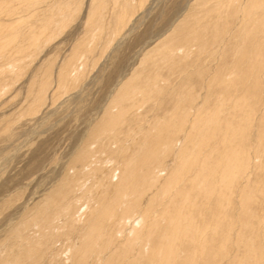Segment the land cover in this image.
Returning <instances> with one entry per match:
<instances>
[{"label": "rangeland", "instance_id": "1", "mask_svg": "<svg viewBox=\"0 0 264 264\" xmlns=\"http://www.w3.org/2000/svg\"><path fill=\"white\" fill-rule=\"evenodd\" d=\"M28 1L0 0V4L5 2V7L0 8V264H6V258L12 260L20 253L19 264H29L30 258L23 254L27 248L25 241L18 237L19 222L31 219L43 207L46 197L63 178L74 151L92 126L104 117L107 102L132 77V85L126 89L132 88L135 98L126 104L135 105L117 127L113 152L106 151L100 156L99 179L104 181L109 176L112 185L108 187L112 192L120 165L129 160L124 152L130 147L141 151L143 139L152 137L157 121L171 115L176 118L186 108V111L198 109L203 116H211L219 109L217 121L221 124V136L227 125L237 127L238 131H231L230 137L244 152L255 146L250 158L254 167L244 174L247 179L237 176L221 181L222 204L218 203L222 197L214 196L209 205L202 203L193 208L194 226L187 227L191 233L182 242L173 244L181 245V255H177L173 264H264V0H35L32 12L23 13ZM92 4L99 7L91 9ZM162 33L164 37L159 38ZM77 75L80 77L75 82L72 78ZM62 80L65 86L60 85ZM42 86H45L43 90ZM192 118L187 112L176 145L160 158L166 168L157 174L160 183L155 189L145 191L142 204L162 191L156 186H161L168 172L182 162L174 158ZM222 140L215 138L216 142H211L216 147L215 153L206 151L213 172L227 168V150L222 152ZM153 164H157V158ZM204 167L203 177H210L209 168ZM194 169L198 174L200 167ZM136 174L133 172V176ZM187 181L180 184L182 191L186 186L193 187ZM90 184L91 177H88L87 185ZM260 187L263 191H258ZM78 193L71 196L72 200L80 198L75 212L72 210L65 222V217L61 218L50 230L53 235L44 241L40 259L36 258L41 261L38 264H90L92 261L95 264L100 257L99 264L172 262L162 261V256L152 250L145 257L139 254V248L132 249L135 256L129 255L126 235L109 232V226L103 229L104 239L101 237L96 242L98 248L93 239L92 243L90 239L83 241L91 229L90 222L95 221L93 211L101 203L95 202L94 188L89 198L81 197L83 192ZM175 193L168 192L165 199L157 201L159 205L153 208V216L159 221L163 211L166 215V208L175 216L173 205L168 206ZM109 196L108 200L112 198ZM178 196L176 200L181 206L182 196ZM163 199L165 202L160 204ZM199 199L202 202L205 198ZM77 210L83 213L76 220ZM151 220L152 217L147 221L151 223ZM167 222H159L151 236L152 244L165 242ZM33 228L30 233L37 235L39 231ZM83 243L89 245L87 250ZM82 245L85 253L80 252ZM73 248L80 250L82 257L72 255ZM117 255L123 257L119 258L120 262H116Z\"/></svg>", "mask_w": 264, "mask_h": 264}, {"label": "bare ground", "instance_id": "2", "mask_svg": "<svg viewBox=\"0 0 264 264\" xmlns=\"http://www.w3.org/2000/svg\"><path fill=\"white\" fill-rule=\"evenodd\" d=\"M4 1L7 3V0H4ZM4 3L0 4V8L2 6L5 7ZM34 3H35V0L28 1V3H27L28 8H26L23 11V13L26 10H29V13H31L32 11L30 12V10H32L31 7L34 6ZM95 7L98 8L99 4L98 5L92 4L91 9H94ZM8 9H10V7H8ZM244 9H246V8H244ZM189 30H190V28H189ZM203 32H204V28H203ZM191 33H192V31H191ZM116 34H118V30L115 31V35ZM164 34L165 33H162L159 36V38L164 37V36H162ZM201 35H198V37ZM185 37H186V35H185ZM192 38H195V37H192ZM183 39L185 40V38H183ZM197 40H199V39L197 38ZM203 43L206 44V42H203ZM186 44H185V48L188 47ZM191 46H193V45H191ZM165 52H164V54H165ZM77 73H75V75ZM80 75L74 76L72 78V80H75V82H76L77 80H79ZM148 79H146V80L149 81ZM72 80H71V83H72ZM137 81H138V79H137ZM132 82H133V77L129 81L122 83L120 85V87L118 86L119 88L117 89L116 94L111 97L109 102H107L108 105L104 109L105 110L104 117L101 118L96 124H94L92 126L91 130L88 132V134L86 136L84 135L85 136L84 139L82 140L79 147L74 151V153L72 154V156L68 162V165L66 167V171L64 173L63 178L60 180V183L58 184V186H56V188H54L49 193V195L46 197L45 202L43 204V207L41 209H39L35 213V215H33V217L31 219H29L25 222H23L22 220L19 222V235H18V237H20L21 239H23V241H25V245L27 248L25 249L26 253H23V254H24L25 258H30L29 264H34V263L38 264L39 263L40 260H37L36 258L40 259L39 254H40L41 249H42L41 247L44 244V241H46L51 235H53V233L50 230L55 226V223L60 222L61 218H63V217H65L64 218V222H65L67 220L66 216L72 210L75 212L76 209L74 207L80 201V198H79V196H77L76 200H72L71 196L75 195L78 192H83L81 197L89 198L90 193L93 192V188H94L95 193H96L95 194L96 195L95 202L99 203V204L101 203V204H100V206L97 204L98 208H95V210L93 209L94 211L92 210L95 221L94 222L91 221L93 223L90 222L91 229L88 232H86V235L83 236V241L90 239V243H92L91 240L93 239L94 246L96 248H98L99 243L96 244V242L100 241V239L103 235V229L106 226L107 227L109 226L111 228V231H109V232H112L114 234H115V232H116V234L120 233V236L126 235V237H125L126 241L124 239H122L124 237H122L121 240L125 241V247L127 248L126 251H127V253H130L129 255H131V254L133 255V253H135L133 250H136V248H139L140 249V251H138L139 254H143V255L146 253H150L152 250V251H155V253L158 252L160 254V257L162 256L161 257L162 261L169 262V259H170V261L172 260V262H169V263L173 264V262L177 258V255H178V257H179V255H181V253L179 252L181 245H180V247H178V246H173V244H177L179 241L182 242L184 240V238L187 237L188 233L189 234L191 233V231L188 232L189 229L187 227L194 226L195 221L193 220L194 218H192V217L195 216L194 214H196V213L193 210V208H196L198 205H201L202 203L209 205L210 200H212L214 198V196L215 197H218V196L222 197L221 200L218 202L219 204H222L224 195L223 194L221 195L220 190H219L222 187L221 181H225V179L230 180V179L237 177V176L245 178L244 174L247 171H249L251 168L254 167V165L252 166V164L250 162V158L253 155V151L255 149L254 148L255 146L252 148V150H250V151L247 150V152L249 151L248 153L244 152V151H242V149L239 150L240 145L234 144V143H237L236 140L233 143L232 138L230 137L231 131L232 132H233V130L235 131L237 127L235 128V126H233L232 124H229V128H228V125H227V129L225 128L226 132L221 136V132H222L220 129L221 124L219 125V123L217 121V115L220 114V113H218L219 109H218V112H216L217 111L216 110L215 113L214 114L212 113L211 116H206L207 114L203 116L204 113H199L198 109H195V110L190 109L189 111H186V109H187L186 108V109H184V112L180 111L179 116L176 117L178 120L175 118L176 115L175 116L171 115V117L167 116L163 120L157 121L156 124H154V131H153L154 134L152 135V137L143 139L145 142L142 140L144 145L142 146L141 151L139 149L134 150V148L131 150L130 148H132V147H130L129 151L124 152V155H128L129 160L126 161L125 163H122L120 165L121 168L117 165L120 168L119 175L117 177V181L115 182V184L112 188L113 191L109 192L110 189L108 186L112 185L108 179L109 176L107 177L106 180L102 181L101 179H99V177L97 175V172L102 169L101 166L99 165L100 156L103 152H106V151L113 152L111 148L113 147L112 146L113 143L117 142V141H114V139L118 135L117 127L120 124H122L121 122H123V118H124V115L126 114V112H128L130 109H132V107H134V105H135V103L134 104H131V103L126 104V102H131L134 100L133 98H135V91H133L132 88L126 89L127 87L132 85ZM64 84L65 83L62 80L60 85L65 86ZM136 85H138V84H136ZM44 87L45 86H42L41 90H43ZM138 89H140V88L138 87ZM141 89H143V88L141 87ZM158 89L159 88H157V89L154 88V90H156V91H158ZM159 90H161V89H159ZM146 93H147V90H146ZM151 93H152V91H151ZM152 95H153V93H152ZM240 101H241V99H240ZM232 102H235V101H232ZM236 102H238V101H236ZM136 103H137V101H136ZM128 105H129V107H128ZM176 105H177V103H176ZM223 105H221V106L223 107ZM119 106H123V107L119 108ZM246 106H248V105H246ZM117 107H118V109L114 110ZM231 108L233 109V107H231ZM187 112L191 113V115H193V118L191 119V122H190V125L188 126V128L185 129V131L183 132L184 139L183 140L180 139V141H181L180 143L182 144V146L180 145V146H178L179 148L177 147L178 148L177 153H176L175 158H174V160H176V162L178 161V159H180V161L182 160V162L179 164V167L173 168L172 170H170V172H168L165 179L162 180L163 183L160 184L161 186H156V188H158V189L160 188V190H162V191H160L158 193V195L155 194V196L150 197L146 201L147 203L145 202L144 203L145 205H144V204H142L143 203V201H142L143 197L142 196L146 195V194H144L145 191L148 192L149 190H152L156 184L160 183V179H159V176L157 174L160 170L166 169L163 166L164 165V164H162L163 161L160 160V158L161 157L164 158V156L167 154V152H169L172 149L174 144L176 145L175 141H176V139H178L180 137V132H182V130L184 129L183 125H184V120L187 118ZM252 118H253V116H252ZM237 126L239 128L238 124H237ZM236 131H238V129ZM235 133L237 134V132H235ZM215 138L216 139H220V138L223 139L221 141V144H222L221 148H222L223 153L227 150V152H225L226 153L225 159H227V162H225V166L227 168H225L222 171L213 172V170H212L213 166L212 165L210 166V164H209V157H208L206 151L210 152V153L212 151H214V153H215L216 147L214 144L211 143L212 141H215ZM259 138H260V136H259ZM193 140H194V144L192 143L193 145H190V142ZM216 155H215V157H216ZM103 156L106 158L105 155H103ZM172 157H174V156H172ZM156 158H157V164H153L155 162ZM111 159H112V157H111ZM108 160H110V159H108ZM112 160H110V161H112ZM217 162H218V160H217ZM165 164H166V162H165ZM173 165H174V163H173ZM205 165H207V168H209L207 170L210 173L209 174L210 177L209 176L207 177V175H204V177L206 176V179L208 180V182H206L204 180L205 178L203 177V174L206 170L204 167ZM215 165H217L216 167H218V164H215ZM194 167H200V169H199L200 171L198 170L199 171L198 174L194 172V170H195ZM223 168H224V166H223ZM116 169L118 170V168H116ZM103 172H104V170H103ZM133 172H135V174L137 173L136 176L135 175L133 176ZM230 176H232V177H230ZM88 177H91V184L90 185H87ZM167 177H168V179L166 181ZM186 177H189L190 179L187 181L188 178L186 179ZM93 178L95 180H93ZM217 178H219V180ZM247 178H245V179H247ZM185 180L187 182L191 181L190 184H192L193 187L188 188L186 186V189L185 190L183 189V191H182L181 188H179V186ZM184 184L185 183H183V185ZM250 184H252V183H250ZM259 186H260V184L258 185V187ZM177 188H179V189H177ZM260 190H262L261 187L258 189V191H260ZM171 191H176V193H175V195H173L171 202L168 203L169 202L168 201L167 203H168V206L173 205L174 209L176 210V214H175V216L172 215L171 212L168 210V208H166V210L165 209L164 210L166 211L167 216L165 215V213L163 211L161 214V220L159 221L158 217L153 216V214H154L153 208L156 209V207L159 205V204H157V201L164 198V195H166L168 192L171 193ZM178 194L182 196L181 197L182 198L181 199V206L179 205L180 203L179 204L177 203L178 200H176V197L178 196ZM92 195L93 194H91V196ZM109 195H112V198H110V200H108L110 197ZM195 195H196V198L194 197ZM201 196L203 198H205L202 200V202L199 199ZM164 199L162 202H160V204L165 202ZM90 201H92V200H90ZM251 202H253V201H251ZM260 208H261V206H260ZM78 210H80V209H78ZM242 210H244V209H242ZM250 210H252V209H250ZM81 212L83 213V211H80V212L78 211L75 214L76 220L78 217L82 216ZM173 212H175V211L173 210ZM253 212L258 213L257 211H254V210H253ZM156 213H157V211H156ZM240 214H241V212H240ZM151 217H152V220H151V223H149V221H147V220H148V218H151ZM91 220H93V219H91ZM162 221H166V222L168 221L169 222L168 231L164 232V234H163V236L165 237V242L162 243L163 242L162 241L160 244L154 245L155 243L153 242L154 244H152L151 236L156 232V227L159 225V222H162ZM168 222H167V224H168ZM240 222L242 223V221H240ZM252 222H253V220H252ZM65 224H67V223H65ZM87 224H88V222H87ZM33 227H36L37 230L39 231V233L37 235H36V233H30L29 230H31L30 228H33ZM17 229H18V227H17ZM161 229H162V227H161ZM195 229H197V228H195ZM158 230L160 231L159 228L157 229V231ZM93 233H95V234H93ZM195 233H196V231H195ZM71 234H72V232H71ZM71 234H69L68 236H71ZM202 234H203V232H202ZM252 234H254V233H252ZM256 235H258V234H256ZM80 236H81V234H80ZM102 239H104V238L102 237ZM107 240H108V238H107ZM81 241H82V239H81ZM153 241H155V240H153ZM86 242H88V241H86ZM115 242H117V241H115ZM175 242H177V243H175ZM83 244L85 246L86 243H83ZM93 244H92V247H93ZM107 244H105V245L107 246ZM118 245H120V244H118ZM87 246H89V245L86 244L85 249L87 248ZM82 247H83V245L80 248L83 249ZM85 249H83L81 251L79 250V251L85 253L87 250V249L86 250ZM118 249H119V247H118ZM121 249H122V246H121ZM121 249H120V251H122ZM75 250L76 249L73 248L71 253H72V255L75 254L76 256H78L80 253H79V251L77 252ZM99 251H100V249H99ZM104 252H107V251H104ZM109 252H111V251H109ZM18 253H19V251H18ZM96 253L98 254V252H95V254ZM20 254L13 257L12 260H9L10 258H6L4 261H6V264H19V255ZM151 254H150V256H151ZM157 254H155V255H157ZM205 254H207V253H205ZM205 254H204V256H205ZM110 255L113 256L112 253ZM125 255L126 254L124 253V257H125ZM133 256H135V254ZM233 256H235V255H233ZM41 257H42V255H41ZM68 257L69 256H67V258ZM81 257H82V255H81ZM107 257H108V255H107ZM120 257H122V256H120ZM144 257H145V255H144ZM250 257H252V256H250ZM110 258H112V257H110ZM115 258H116V256H115ZM115 258H112V259L114 260ZM117 258H118V255H117ZM119 258H118V261L116 259V262L121 261V260L119 261ZM88 259H87V261H88ZM100 259H101V257H100ZM100 259H99V261H100ZM137 259L139 260V258H137ZM80 260H81V258H80ZM141 260L142 259H140V261ZM242 260H243V258H242ZM122 261H123V259H122ZM144 261L145 260H143V262ZM95 262H96V260H95ZM98 262H96L95 264H97ZM105 262H107V261H105ZM105 262H104V264H105ZM123 262L121 264H123ZM143 262L141 261V264ZM76 263H78V261ZM111 263H112V260H111ZM130 263H132V262L130 261ZM183 263H185V262H183ZM79 264H81V263L79 262ZM231 264H233V263H231Z\"/></svg>", "mask_w": 264, "mask_h": 264}]
</instances>
